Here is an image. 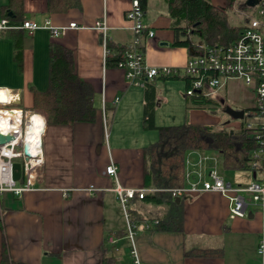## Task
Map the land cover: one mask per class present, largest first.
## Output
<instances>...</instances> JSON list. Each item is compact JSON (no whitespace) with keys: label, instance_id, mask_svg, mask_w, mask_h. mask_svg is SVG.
Masks as SVG:
<instances>
[{"label":"crops","instance_id":"1","mask_svg":"<svg viewBox=\"0 0 264 264\" xmlns=\"http://www.w3.org/2000/svg\"><path fill=\"white\" fill-rule=\"evenodd\" d=\"M7 1L0 0V22L4 19L1 6ZM147 2L144 22L155 37L145 43L146 62L155 68L182 70L191 52L173 46L175 32L166 0ZM131 3L132 0H81L80 8L57 13L49 12L48 0H24V22L42 26L49 21L53 27L75 22L79 29H69L58 38L45 29L33 33L23 29L0 31V90L19 92L18 105L32 111V87L40 92L47 90L49 47L56 42L73 52L77 74L92 85L98 109L95 122L48 123L42 177L37 188L22 197L11 192L0 194V264L4 244L11 260L25 264H104L105 258H114L110 264H135L125 213L113 191L115 179L105 171L114 163L122 187L154 191L144 187L143 166L144 149L157 140L143 127L145 87L131 86L123 69L107 66L103 36L94 29L95 23L105 18L109 41L132 43L135 34L126 18ZM213 4L225 6L226 1ZM19 30L23 31L22 71L14 58V38ZM149 82L156 86V109L172 100H186L184 80L156 78ZM232 82L238 81L228 82L217 99L229 104L230 96L235 95L233 100L237 102L245 97L256 101L254 90H245L241 95L235 89L228 91ZM116 98H120L117 104ZM239 103L230 106L253 108ZM109 112L113 113L111 118ZM157 113L155 110V121ZM90 188L93 190L88 192ZM197 202H201L200 212H195ZM183 207L184 231L166 232L152 228L165 206L129 202L128 211L131 208L142 215L134 226L139 261L260 264L257 248L262 217L258 218L251 209L259 207L249 205L245 217L231 219L228 200L217 193L191 194L190 201L187 197L183 200ZM193 249L221 250V254L202 256L196 252V256L187 257L186 251Z\"/></svg>","mask_w":264,"mask_h":264},{"label":"trees","instance_id":"2","mask_svg":"<svg viewBox=\"0 0 264 264\" xmlns=\"http://www.w3.org/2000/svg\"><path fill=\"white\" fill-rule=\"evenodd\" d=\"M225 6L215 5L212 0H166L169 15L172 20L171 28L175 32L174 47H181L195 51L216 46H228L234 43L244 29L243 25L232 23L230 11L235 6L234 0H225ZM144 11L147 0H140ZM241 11H251L247 5H238ZM81 7V0H48L49 12H66L69 9ZM4 19L10 24L21 25L24 22V0H8L1 6ZM245 20V17H241ZM14 38V58L22 71L23 43L22 30L17 31ZM193 37L199 43L193 41ZM109 55L106 58L108 67L119 68L124 60L128 45L116 44L108 40ZM145 51V46H143ZM192 55V54H191ZM166 80H184L187 89L191 87V79L184 76H169ZM187 91V90H186ZM32 111H42L47 115L50 125H70L75 123H91L97 118L98 109L94 103V89L90 83L79 77L76 70L75 56L71 50L53 42L49 47V83L44 92L35 90ZM187 109L198 108L206 110H224L221 100L206 97L204 93L187 95ZM157 106L156 86L146 82L143 127L147 131L156 130L159 138L144 149L143 182L147 192L143 199L138 195L130 202L140 201L142 204H156L165 206L164 213L156 218L153 230L166 232H183L185 226V211L181 196L179 203L173 197L172 190L184 188L186 183V159L191 151L219 154L222 167L227 172H242L251 170L252 155L261 146L257 137L260 129L248 130L245 126L249 122L250 111L256 107L245 109L246 116L240 121V127L231 134V129L214 128L211 126L182 124L158 126L155 121ZM18 107L24 108L23 105ZM252 171V170H251ZM23 180H21L22 182ZM132 223L142 217L136 210L129 209ZM199 250V251H197ZM220 255L221 250L193 249L186 251V256ZM114 262V258H105L104 264ZM1 264H25L11 260L6 244Z\"/></svg>","mask_w":264,"mask_h":264},{"label":"built area","instance_id":"3","mask_svg":"<svg viewBox=\"0 0 264 264\" xmlns=\"http://www.w3.org/2000/svg\"><path fill=\"white\" fill-rule=\"evenodd\" d=\"M248 0H234L237 10L244 20V29L240 37L231 45L216 46L198 50V56L190 55L185 67L155 68L146 62L143 46L147 39L155 37V32L145 26V11L140 0H132L131 8L126 13L127 20L132 25L135 38L128 45L124 60L119 68L125 72L127 82L134 87H145L146 82L156 78L169 76H184L191 79V87L186 93H204L206 97L217 99L220 91L230 81L242 82L254 90L257 110L250 111L249 122L245 124L248 130L259 128L257 137L261 140L260 148L252 155L250 167L254 173V181L247 187L234 186L228 182L218 168L219 154L212 156L202 151H191L186 159V183L184 188L172 190L173 197L180 198L188 194L217 193L226 198L230 204V218H243L247 215L249 205H255L262 211V231L257 248L260 264H264V0H259L255 7L247 5ZM247 5L251 11H241L238 5ZM23 29L33 33L39 29L50 32L53 38H58L69 29H79L77 23L64 27H53L47 21L44 25L23 22L12 25L7 19L0 22V31ZM94 29L103 36L105 56L110 54L108 43L109 27L105 18L98 20ZM11 98L7 103H0V136L10 137L4 144L0 143V194L11 192L18 197L37 188L42 177L44 162L43 140L47 133V116L39 111L24 110L18 107L21 102L19 92L9 91ZM120 98L115 99V104ZM246 116V115H245ZM15 163L21 164L22 176L19 181L14 179ZM106 175L115 179L113 191L123 208L128 223V238L132 243V253L135 264H143L138 259L135 246L134 224L128 211L129 202L137 195L143 199L146 189H126L118 182V170L111 163ZM21 180H23L21 182ZM93 188L88 189L91 192Z\"/></svg>","mask_w":264,"mask_h":264},{"label":"rangeland","instance_id":"4","mask_svg":"<svg viewBox=\"0 0 264 264\" xmlns=\"http://www.w3.org/2000/svg\"><path fill=\"white\" fill-rule=\"evenodd\" d=\"M213 2L219 3L220 0H212ZM232 23L235 25H243L242 14L240 11L237 10V7H233L230 11ZM193 41L199 43V40L196 37H193ZM175 81V80H174ZM237 92L238 95H241L242 92L245 90L252 91L251 88L245 86L241 82H232L229 85L228 91ZM226 96V92L222 93V97ZM235 96V95H234ZM234 96H230L229 104L231 106H239V102L246 103L247 106L254 107L256 105V101L254 97H250V99H241L234 101ZM116 106V105H115ZM158 112V119L156 123L158 126H171V125H182V124H194V125H203V126H211L214 128H226L237 131L240 127V121L236 120L227 114L224 113V110H206V109H198V108H191L190 110L187 109L186 101L179 102L176 100H172L169 105H164L160 109H156ZM42 112V111H39ZM44 113V112H42ZM45 114V113H44ZM46 115V114H45ZM47 116V115H46ZM113 116L112 112H109V118ZM148 134H154L156 136V140H158L159 132L148 131ZM155 140V141H156ZM212 156H216L215 153H210ZM218 168L223 177L228 181L231 182L234 186H242L247 187L254 181V173L251 170L242 171V172H227L222 167V159L218 160ZM188 201L191 200V194L187 195ZM198 207L195 208V212H200L199 206L201 202H197ZM256 213L257 217H262V211L260 208H251ZM122 211V210H121Z\"/></svg>","mask_w":264,"mask_h":264},{"label":"water","instance_id":"5","mask_svg":"<svg viewBox=\"0 0 264 264\" xmlns=\"http://www.w3.org/2000/svg\"><path fill=\"white\" fill-rule=\"evenodd\" d=\"M258 2H259V0H248L247 5L249 7H255L258 4ZM190 52L194 56H198L200 54L199 52L195 51L194 48H191ZM221 104L224 106V113L225 114H227L228 116H230L236 120H239V121L244 120L245 115H246V111L244 109H235V108L231 107L230 105H226L225 100H221ZM233 133H234V130H231V134H233ZM9 140H10V137L0 136V143L1 144H4L5 142H7ZM13 169H14V179L16 181H19L21 179V176H22L21 164L15 163L13 166ZM180 199L181 198L176 199L177 203L180 202Z\"/></svg>","mask_w":264,"mask_h":264},{"label":"bare ground","instance_id":"6","mask_svg":"<svg viewBox=\"0 0 264 264\" xmlns=\"http://www.w3.org/2000/svg\"><path fill=\"white\" fill-rule=\"evenodd\" d=\"M0 91L4 93V94H0V103H7L11 98V95L4 90H0Z\"/></svg>","mask_w":264,"mask_h":264}]
</instances>
